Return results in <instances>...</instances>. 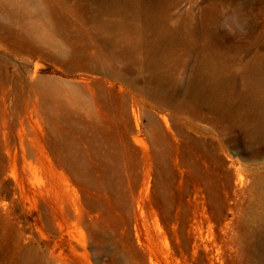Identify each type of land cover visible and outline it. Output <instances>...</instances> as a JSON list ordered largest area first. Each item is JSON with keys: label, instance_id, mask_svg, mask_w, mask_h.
I'll use <instances>...</instances> for the list:
<instances>
[{"label": "rangeland", "instance_id": "obj_1", "mask_svg": "<svg viewBox=\"0 0 264 264\" xmlns=\"http://www.w3.org/2000/svg\"><path fill=\"white\" fill-rule=\"evenodd\" d=\"M0 264H264V0H0Z\"/></svg>", "mask_w": 264, "mask_h": 264}]
</instances>
